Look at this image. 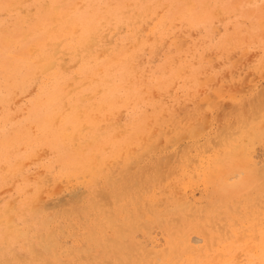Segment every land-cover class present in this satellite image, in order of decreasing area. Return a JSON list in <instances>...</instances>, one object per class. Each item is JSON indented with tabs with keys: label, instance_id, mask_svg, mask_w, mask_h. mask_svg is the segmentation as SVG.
I'll return each instance as SVG.
<instances>
[{
	"label": "rangeland",
	"instance_id": "1",
	"mask_svg": "<svg viewBox=\"0 0 264 264\" xmlns=\"http://www.w3.org/2000/svg\"><path fill=\"white\" fill-rule=\"evenodd\" d=\"M262 183L264 0H0V264H264Z\"/></svg>",
	"mask_w": 264,
	"mask_h": 264
},
{
	"label": "bare ground",
	"instance_id": "2",
	"mask_svg": "<svg viewBox=\"0 0 264 264\" xmlns=\"http://www.w3.org/2000/svg\"><path fill=\"white\" fill-rule=\"evenodd\" d=\"M22 1H24V0H22ZM15 2H16V1H15ZM19 2H20V1H19ZM190 3H191V2H190ZM40 4H41V3H40ZM11 6H12V5H11ZM14 7H15V6H14ZM151 7H152V5L150 6V8H151ZM11 8H12V7H11ZM53 8H54V7H53ZM15 9H16V7H15ZM44 9H45V8H44ZM56 11H57V10H56ZM125 12H127V11H125ZM129 12H130V11H129ZM158 12L160 13V11H158ZM158 12H157V13H158ZM143 13H144V12H143ZM55 14H56V13H55ZM136 14H137V12H136ZM21 15H22V14H21ZM26 15H28V14H26ZM31 15H32V14H31ZM55 16H56V15H55ZM126 16H127V15H126ZM133 16H134V15H133ZM149 16H150V15H149ZM19 17H20V16H19ZM25 17H26V16H25ZM31 17H32V16H31ZM54 18H55V17H54ZM29 19H30V16H29ZM17 20H18V19H17ZM132 20H133V19H132ZM211 20H212V18H211V16L208 15V14L205 15L204 17H201V18H200V21L203 22V23L210 22ZM262 20H263V19H262ZM18 21H21V20H18ZM139 21H140V20H139ZM150 22H151V21H150ZM24 23H25V22H24ZM102 23H103V22H102ZM261 23H262V22H261ZM89 24H91V22H89ZM153 24H154V23H153ZM19 25H20V24H19ZM237 25H238V24H237ZM21 27H22V26H21ZM86 27H87V28H91V27H89V26H87V25H86ZM127 27H128V26H127ZM31 28H32V27H31ZM77 29H78V28H77ZM119 29H120V28H119ZM147 29H148V27H147ZM24 30H25V29H24ZM78 30H79V29H78ZM152 30H153V29H152ZM213 30H214V27H213ZM54 31H56V30H54ZM75 31H76V30H75ZM130 31H131V30H130ZM149 31H150V30H149ZM27 33H28V32H27ZM167 33H168V32H167ZM23 34H24V33H23ZM30 34H31V32H30ZM77 34H78V33H77ZM95 34H96V33H95ZM158 34H159V33H158ZM162 34L164 35V33H162ZM172 34H173V33H172ZM96 35H97V34H96ZM96 35H95V36H96ZM115 35H116V34H115ZM72 36H73V35H72ZM92 36H93V35H92ZM136 36H137V35H136ZM149 36H150V35H149ZM164 36H165V35H164ZM27 37H28V36H27ZM68 37H69V36H68ZM97 37H98V36H97ZM147 37H148V36H147ZM158 37H159V36H158ZM205 37H206V36H205ZM95 38H96V37H95ZM95 38H94L93 40H95ZM163 38H164V37H163ZM254 38H255V37H254ZM8 39H9V38H8ZM97 39H98V38H97ZM144 39H145V38H144ZM158 39H159V38H158ZM102 40H103V39H102ZM146 40H148V39L146 38ZM62 41H63V40H62ZM62 41H61V42H62ZM96 41H97V40H95V41H93V42H96ZM56 42H58V41H56ZM128 42H129V41H128ZM14 43H15V42H14ZM130 43H131V42H130ZM252 43H253V42H252ZM58 44H60V43H58ZM61 44H62V43H61ZM92 44H93V43H92ZM157 44H158V43H157ZM5 45H7V44H5ZM54 45H55V44H54ZM14 46H16V45H14ZM92 46H93V45H92ZM148 46H149V45H148ZM156 46H157V45H156ZM158 46H159V45H158ZM232 46H233V45H232ZM235 46H236V45H235ZM18 47H19V46H18ZM32 47H33V46H32ZM89 47H90V46H89ZM154 47H155V46H154ZM236 47H237V46H236ZM10 48H11V47H10ZM119 48H120V47H119ZM128 48H130V46H129ZM131 48H132V47H131ZM166 48H167V47H166ZM56 49H58V48H56ZM92 49H93V47H92ZM106 49H107V48H106ZM106 49H105V50H106ZM117 49H118V48H117ZM149 49H150V48H149ZM152 49H153V48H152ZM156 49H158V48L156 47ZM212 49H213V48H212ZM32 50H33V49H32ZM36 50H38V49H36ZM36 50H35V51H36ZM65 50H66V49H65ZM101 50H102V49H101ZM105 50H104V51H105ZM108 50H109V49H108ZM110 50H111V49H110ZM126 50H127V49H126ZM131 50H132V49H131ZM145 50H146V49H145ZM150 50H151V49H150ZM199 50H200V49H199ZM237 50H238V49H237ZM160 51H161V50H160ZM208 51H209V50H208ZM235 51H236V49H235ZM107 52H108V51H107ZM133 52L135 53V51H133ZM156 52H157V51H156ZM163 52H164V51H163ZM169 52H170V51H169ZM213 52H214V51H213ZM92 53H93V52H92ZM113 53H114V52H113ZM120 53H121V52H120ZM130 53H131V52H130ZM167 53H168V52H167ZM71 54H72V53H71ZM100 54H102V53H100ZM122 54H123V53H122ZM122 54H121V55H122ZM135 54H136V53H135ZM158 54H159V53H158ZM209 54H210V53H209ZM209 54H208V55H209ZM11 55H13V54H11ZM74 55H75V54H74ZM78 55H79V54H78ZM90 55H91V54H90ZM213 55H214V54H213ZM227 55H229V53H228ZM230 55H231V54H230ZM49 56H50V55H49ZM55 56H56V54H55ZM66 56H67V55H66ZM100 56H101V55H100ZM129 57H130V56H129ZM138 57H139V56H138ZM167 57H168V56H167ZM205 57H206V56H205ZM208 57H210V56H208ZM67 58H69V57H67ZM111 58H112V57H111ZM115 59H116V58H115ZM117 59H118V58H117ZM117 59H116V60H117ZM128 59H129V58H128ZM138 59H139V58H137V60H138ZM154 59H155V58H154ZM205 59H206V58H205ZM41 60L43 61V59H41ZM65 60H66V59H65ZM79 60H80V58H79ZM135 60H136V59H135ZM207 60H208V59H207ZM140 61H141V60H140ZM194 61H195V60H194ZM200 61H201V60H200ZM205 61H206V60H205ZM12 62H13V61H12ZM53 62L55 63V61H53ZM116 62H117V61H116ZM56 63H57V62H56ZM117 63H118V62H117ZM136 63H137V62H136ZM143 63H144V60H143ZM138 64H139V63H138ZM10 65L12 66V64H10ZM64 65H65V64H64ZM183 65H184V64H183ZM15 66H16V65H15ZM65 66H66V65H65ZM142 66H143V64H142ZM142 66H141V67H142ZM176 66H177V65H176ZM178 66L180 67V65H178ZM178 66H177V67H178ZM181 67H182V66H181ZM14 68H15V67H14ZM16 68H17V67H16ZM37 68H38V67H37ZM43 68H45V67H43ZM74 68H75V67H74ZM183 68H184V66H183ZM5 69H6V68H5ZM178 69H179V68H177V70H178ZM14 70H16V69H14ZM36 70H37V69H36ZM51 70H52V69H51ZM66 70H67V69H66ZM98 70H100V69H98ZM55 71H56V69H55ZM142 71H143V70H142ZM9 72H11V71L9 70ZM18 72L20 73V71H18ZM69 72H70V71H69ZM5 73H7V72H5ZM56 73H57V72H56ZM10 74H11V73H10ZM36 74H37V73H36ZM38 74H39V73H38ZM43 74H44V73H43ZM45 74H46V73H45ZM45 74H44V75H45ZM178 74H179V73H178ZM178 74H177V75H178ZM77 76H78V75H77ZM144 76H145V75H144ZM20 77H21V76H19V78H20ZM48 77H49V76H48ZM75 77H76V76H75ZM75 77H74V78H75ZM88 77H89V76H88ZM145 77H146V76H145ZM41 78H42V77H41ZM10 79H11V78H10ZM17 79H18V78H17ZM17 79H16V80H17ZM172 79H173V78H172ZM11 80H12V79H11ZM70 80H71V79H70ZM27 81H28V80H27ZM27 81H26V82H27ZM76 81H77V80H76ZM40 82H42V81H40ZM147 82H148V81H147ZM89 83H90V81H89ZM83 84H84V83H83ZM143 84H144V83H143ZM71 86H73V85H71ZM34 88H35V87H34ZM136 88H137V87H136ZM70 91H71V90H70ZM70 93H71V92H70ZM38 94H39V93H38ZM17 95H18V93H17ZM21 99H23V98H21ZM24 99H25V98H24ZM27 100H28V99H27ZM120 101H121V100H120ZM18 102H19V101H18ZM68 102H69V101H68ZM68 102H67V103H68ZM66 105H67V104H66ZM73 106H74V105H73ZM16 111H17V110H16ZM113 111H114V110H113ZM24 113H25V112H24ZM80 114H81V112H80ZM10 115H11V114H10ZM60 115H61V114H60ZM60 115H59V116H60ZM59 116H58V117H59ZM16 117H17V116H16ZM20 117H21V116H20ZM9 118H10V117H9ZM14 120H16V118H15ZM57 120H58V119H57ZM57 122H58V121H57ZM254 125H255V124H254ZM255 126H256V125H255ZM71 128H72V127H71ZM248 129H249V128H248ZM248 129H247V130H248ZM252 129H253V128H252ZM71 131H72V129H71ZM245 131H246V130H245ZM65 134H66V133H65ZM65 134H64V136H65ZM11 135H12V134H11ZM70 135H71V134H70ZM251 135H252V133H251ZM64 136H63V137H64ZM242 136H243V135H242ZM88 137H89V136H88ZM243 138H244V137H243ZM246 138H247V137H246ZM239 140H240V139H239ZM4 142H5V141H4ZM242 142H243V141H242ZM236 143H237V142H236ZM236 143H235V144H236ZM244 143H246V141H245ZM247 143H248V141H247ZM2 144H3V143H2ZM222 144H223V143H222ZM227 144H229V143H227ZM237 144H238V143H237ZM224 146H225V145H224ZM23 147H24V146H23ZM240 147H241V146H240ZM222 148H223V146H222ZM222 148H219V150L222 149ZM237 148H238V147H237ZM223 149H224V148H223ZM233 149H234V148H233ZM77 150H78V148H77ZM227 150H228V149H227ZM238 150H239V149H238ZM12 151H13V150H12ZM221 151H222V150H221ZM236 151H237V150H236ZM236 151H233V152H236ZM11 154H12V153H11ZM221 154H223V153H221ZM227 154H228V153H227ZM240 154H241V153L239 152V155H240ZM241 155H242V154H241ZM91 156H92V155H91ZM242 156H243V155H242ZM224 157H225V156H224ZM224 157H223V158H224ZM225 158H226V157H225ZM239 158H241V157H239ZM7 159H8V158H7ZM7 159H6V160H7ZM222 161H223V160H222ZM167 162H168V160H167ZM242 162H243V161H242ZM162 164H163V162H162ZM162 164H161V165H162ZM220 164H222V162H221ZM248 164H249V163H248ZM4 165H5V164H4ZM165 165H167V164H165ZM240 165H241V163H240ZM241 166H242V165H241ZM220 167H221V166H220ZM220 167H219V168H220ZM249 167H250V165H249ZM2 168H3V167H2ZM2 168H1V170H2ZM13 168H14V167H13ZM91 168H92V167H91ZM210 168H211V167H210ZM100 169H101V168H100ZM6 170H7V169H6ZM90 170H91V169H90ZM94 170H95V169H94ZM211 170H212V169H211ZM219 170H220V169H219ZM219 170H218V171H219ZM91 171H92V170H91ZM53 172H54V171H53ZM206 172H207V171H206ZM215 172H216V171H215ZM87 173H88V172H87ZM87 173H86V174H87ZM93 173H94V172H93ZM2 174H3V173H2ZM88 174H89V173H88ZM212 174H215V173L212 172ZM89 175H90V174H89ZM94 176H96V175H94ZM211 176L215 177L214 175H211ZM262 176H263V175H262ZM260 178H261V177H260ZM208 180H209V179H208ZM210 180H211V179H210ZM210 180H209V181H210ZM228 180H229V179H228ZM221 181H222V180H221ZM223 182H224V181H223ZM228 182H229V181H228ZM249 182H250V181H249ZM87 183H88V182H87ZM100 183H101V180H100ZM116 183H117V182H116ZM212 183H213V182H212ZM98 184H99V183H98ZM257 184H258V183H257ZM257 184H256V186H257ZM262 184H264V183H262ZM227 185H228V184H227ZM231 185H232V184H231ZM105 186H106V185H105ZM224 186L227 187L226 184H224ZM230 187H231V186H230ZM250 188H251V187H250ZM216 189H217V188H216ZM232 189H233V188H232ZM232 189H231V190H232ZM263 189H264V188H263ZM231 190H230V192H232ZM100 191H101V190H100ZM225 191H226V189H225ZM248 192H249V191H248ZM228 193H229V192H228ZM92 194H93V193H92ZM248 194H249V193H248ZM99 195H100V194H99ZM228 195H229V194H228ZM245 195H246V194H245ZM74 196H75V195H74ZM74 196H73V197H74ZM85 196H86V195H85ZM139 196H140V195H139ZM91 197H92V196H91ZM81 198H82V197H81ZM231 198H232V197H231ZM231 198H230V200H231ZM87 199H88V198H87ZM78 200H79V199H78ZM83 200H84V199H83ZM119 200H120V199H119ZM230 200H229V201H230ZM234 201H235V200H234ZM72 202H73V201H72ZM76 202H77V201H76ZM141 202H142V201H141ZM78 203H79V202H78ZM258 203H259V202H258ZM259 205H260V204H259ZM46 207H47V206H46ZM157 207H158V206H157ZM187 208H188V207H187ZM23 209H24V208H23ZM98 209H99V208H98ZM232 209H233V208H232ZM9 210H10V209H9ZM9 210H8V211H9ZM44 210H45V209H44ZM46 210H47V209H46ZM95 210H96V209H95ZM113 210H114V208H113ZM220 210H221V209H220ZM8 211H7V212H8ZM24 212H25V211H24ZM112 212H113V211H112ZM115 212H116V211H115ZM115 212H114V213H115ZM8 213H9V212H8ZM92 213H93V212H92ZM14 214H15V213H14ZM24 214H25V213H24ZM94 214H95V213H94ZM176 214H178V213H176ZM29 215H31V214H29ZM106 215H107V214H106ZM114 215H115V214H114ZM1 216H2V215H1ZM26 216H27V215H26ZM38 216H39V215H38ZM161 216H162V215H161ZM212 216H213V215H212ZM225 216H226V215H225ZM19 217H20V216H19ZM216 217H217V216H216ZM112 218H113V217H112ZM112 218H111V221H113ZM11 219H12V218H11ZM94 219H95V218H94ZM24 220H25V219H24ZM3 221H4V220H3ZM10 221H11V220H10ZM40 221H41V220H40ZM40 221H39V223H40ZM148 221H149V220H148ZM225 221L227 222V220H225ZM238 221H239V220H238ZM261 222H262V221H261ZM19 223H20V222H19ZM27 223H28V222H27ZM30 223H31V222H30ZM48 223H50V222H48ZM93 223H94V222H93ZM182 223H183V222H182ZM245 223H246V222H245ZM21 224H22V223H21ZM99 224H100V222H99ZM164 224H165V223H164ZM6 225H7V224H6ZM16 225H17V224H16ZM49 225H50V224H49ZM91 225H92V222H91ZM96 225H97V224H96ZM33 226H34V225H33ZM43 226H44V225H43ZM219 226H220V224H219ZM26 227H27V226H26ZM147 227H149V226H147ZM220 227H221V226H220ZM220 227H219V228H220ZM224 227H225V226H224ZM4 228H5V227H4ZM16 228H17V227H16ZM19 228H21V227L19 226ZM19 228H18V229H19ZM24 228H25V227H24ZM44 228H45V227H44ZM202 228H203V227H202ZM2 229H3V228H2ZM22 229H23V228H22ZM127 229H128V228H127ZM205 229H206V228H205ZM34 230H35V229H34ZM55 230H56V229H55ZM129 230H130V229H129ZM224 230H225V229H224ZM19 231H20V230H19ZM28 231H29V228H28ZM51 231H52V229H51ZM202 231H203V230H202ZM202 231H201V232H202ZM7 232H8V231H7ZM10 232H11V231H10ZM15 232H16V230H15ZM37 232H38V231H37ZM11 233H12V232H11ZM29 233H31V232H29ZM33 233H34V232H33ZM206 233H207V232H206ZM227 233H228V232H227ZM230 233H231V232H230ZM6 234H7V233H6ZM9 234H10V233H9ZM9 234H8V235H9ZM16 234H17V233H16ZM24 234H25V233H24ZM38 234H39V233H38ZM8 235H7V237H8ZM10 235H11V234H10ZM18 235H19V234H18ZM20 235H21V234H20ZM29 235H30V234H29ZM173 235H174V234H173ZM209 235H210V234H209ZM257 235H258V234H257ZM44 236H45V235H44ZM44 236H43V237H44ZM7 237H6V238H7ZM14 237H15V236H14ZM21 237H22V236H21ZM29 237H30V236H29ZM240 237H241V236H240ZM11 238H12V236H11ZM16 238H17V237H16ZM44 238H45V237H44ZM101 238H102V237H101ZM111 238H112V237H111ZM113 238H114V237H113ZM223 238H224V237H223ZM243 238H244V237H243ZM254 238H255V237H254ZM7 239H8V238H7ZM9 239H10V238H9ZM9 239H8V240H9ZM19 239H20V238H19ZM21 239H22V238H21ZM23 239H24V238H23ZM192 239H193V238H192ZM2 240H3V239H2ZM43 240H44V239H43ZM182 240H183V239H182ZM198 240H199V239H198ZM198 240H197V241H198ZM207 240H208V238H207ZM209 240H210V239H209ZM4 241H5V240H3V242H4ZM15 241H16V239H15ZM18 241H19V240H18ZM55 241H56V240H55ZM195 241H196V240H195ZM235 241H236V240H235ZM0 242H1V241H0ZM200 242H201V241H200ZM202 242H203V240H202ZM208 242H209V241H208ZM9 243H10V241H9ZM50 243H51V242H50ZM4 244H5V243H4ZM107 244H108V243H107ZM215 244H216V242H215ZM9 245H10V244H9ZM14 245H15V244H14ZM56 245H57V244H56ZM1 246H2V244H1ZM4 246H5V245H4ZM4 246H2V248H0V250L3 249ZM107 246H108V245H107ZM115 246H116V245H115ZM204 246H205V245H204ZM14 247H15V246H14ZM254 247H255V246H254ZM16 248H17V247H16ZM195 248H196V247H195ZM38 249H39V248H38ZM120 249H121V248H120ZM186 250H187V249H186ZM2 251H3V250H2ZM16 251H17V250H16ZM179 251H180V250H179ZM75 252H76V251H75ZM20 253H21V252H20ZM239 253H240V252H239ZM73 254H74V252H73ZM75 254H77V253H75ZM25 255H27V254H25ZM136 255H137V254H136ZM140 255H142V254H140ZM148 255H149V254H148ZM193 255H194V254H193ZM23 256H24V255H23ZM160 256H161V255H160ZM185 256H186V255H185ZM59 257H60V256H59ZM136 257H137V256H136ZM168 257H169V256H168ZM239 257H240V256H239ZM129 258H130V257H129ZM160 258H161V257H160ZM72 259H73V258H72ZM168 259H169V258H168ZM9 260H10V259H9ZM130 260H131V259H130ZM139 260H140V259H139ZM48 261H49V260H48ZM113 261H114V260H113ZM131 261H133V260H131ZM131 261H130V262H131ZM145 261H146V259H145ZM149 261H150V260H149ZM174 261H175V260H174ZM14 262H15V261H14ZM90 262H91V261H90ZM110 262H111V261H110ZM110 262H108V264H110ZM167 262H168V261H167ZM172 262H173V261H172ZM24 263H25V262H24ZM81 263H82V262H81ZM141 263H142V262H141ZM141 263H139V264H141ZM48 264H49V263H48ZM76 264H77V263H76ZM93 264H94V263H93ZM146 264H147V263H146Z\"/></svg>",
	"mask_w": 264,
	"mask_h": 264
}]
</instances>
